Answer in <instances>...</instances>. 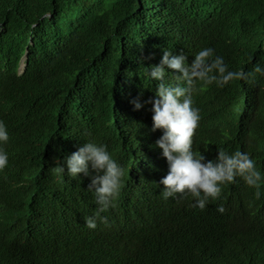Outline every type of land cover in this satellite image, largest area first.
<instances>
[{"label": "trees", "instance_id": "16d2710c", "mask_svg": "<svg viewBox=\"0 0 264 264\" xmlns=\"http://www.w3.org/2000/svg\"><path fill=\"white\" fill-rule=\"evenodd\" d=\"M207 47L229 71L264 68V0H0V122L9 137L0 141L8 157L0 169V264H264L259 74L223 88L201 82L192 138L205 163L218 150L248 152L262 176L258 199L257 187L237 177L218 185L204 210L184 203L149 218L126 248L84 228L97 206L90 176L51 171L87 141L104 145L126 179L135 176L133 194L155 206L143 176L168 164L149 133L158 82L146 72L165 49L193 54L190 66ZM166 71L176 85L179 73Z\"/></svg>", "mask_w": 264, "mask_h": 264}, {"label": "clouds", "instance_id": "9594fccd", "mask_svg": "<svg viewBox=\"0 0 264 264\" xmlns=\"http://www.w3.org/2000/svg\"><path fill=\"white\" fill-rule=\"evenodd\" d=\"M177 53L174 55L163 50L160 64L151 66L146 72L152 82H158L156 99L149 101L153 113L148 122L149 133L153 145L162 150L168 164V168L155 177L143 176L146 193L156 191L158 202L155 206H147L145 198L133 194L136 189L131 185L135 183V176L127 180L123 168L110 158L104 145L87 141L64 161L57 160L56 167L51 168L53 173L67 174L73 179L79 174L90 176L88 192L94 195L97 206L93 215L84 219L83 225L90 232L102 233L109 245L112 242L113 246L128 248L149 218L179 208L184 203L204 210L209 198H216L221 193L218 185L234 182L237 177L242 178L247 186L257 187L256 198L260 196L261 172L255 168V161L248 152L237 150L229 154L218 150L217 159L205 163V156L192 151V138L200 120V110L193 107V93L201 82H214L220 88L232 81L253 83L257 74L264 77V68L256 65L251 72L242 69L229 71L223 57L216 56L211 47L201 49L190 66L187 59L193 54ZM166 69L179 73L174 76L176 85L165 80ZM132 103L134 110L142 108L138 101ZM8 139L6 126L0 122V141L7 142ZM156 152L151 149L150 165L157 162ZM7 162V154L0 151V169ZM136 162L139 166L140 161ZM216 210L221 214L226 211L223 205ZM171 230L173 228L168 225L164 231Z\"/></svg>", "mask_w": 264, "mask_h": 264}]
</instances>
